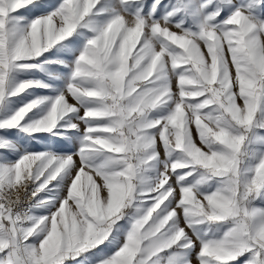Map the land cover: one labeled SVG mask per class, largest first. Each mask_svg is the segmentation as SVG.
<instances>
[{"label": "snow or ice", "instance_id": "6c2138e0", "mask_svg": "<svg viewBox=\"0 0 264 264\" xmlns=\"http://www.w3.org/2000/svg\"><path fill=\"white\" fill-rule=\"evenodd\" d=\"M193 256L264 264V0H0V264Z\"/></svg>", "mask_w": 264, "mask_h": 264}, {"label": "rangeland", "instance_id": "374dc122", "mask_svg": "<svg viewBox=\"0 0 264 264\" xmlns=\"http://www.w3.org/2000/svg\"><path fill=\"white\" fill-rule=\"evenodd\" d=\"M38 94H47V93L44 90H39ZM70 102H72L71 98H70ZM35 148H36V150H40V145H35Z\"/></svg>", "mask_w": 264, "mask_h": 264}, {"label": "crops", "instance_id": "0c3cea01", "mask_svg": "<svg viewBox=\"0 0 264 264\" xmlns=\"http://www.w3.org/2000/svg\"><path fill=\"white\" fill-rule=\"evenodd\" d=\"M193 264H196V258L193 256Z\"/></svg>", "mask_w": 264, "mask_h": 264}]
</instances>
